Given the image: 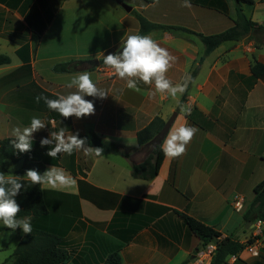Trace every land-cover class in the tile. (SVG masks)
I'll list each match as a JSON object with an SVG mask.
<instances>
[{"label": "crops", "instance_id": "obj_1", "mask_svg": "<svg viewBox=\"0 0 264 264\" xmlns=\"http://www.w3.org/2000/svg\"><path fill=\"white\" fill-rule=\"evenodd\" d=\"M123 1L152 22L193 31L158 29L147 34L177 58L166 73L173 86L198 69L183 101L184 93L175 98L153 95L154 83L141 81L140 91L128 89L126 80L100 62L139 32L138 18L125 10ZM223 1L226 13L202 5V0H190V8L182 6L183 0H0V54L10 57V63L0 65V140L15 138V129L29 127L33 117L41 119L46 127L33 134L32 150L23 154L29 160L44 157V171L56 167L75 180L63 191L42 186L49 214L37 221L64 234L61 248L69 255L64 264H99L115 251L122 264H210L212 255H199L206 247L182 214L216 227L223 236L254 239L256 221H247L245 213L254 187L264 179V74L254 78L251 66L264 64V29L224 41L205 54L197 33L222 32L237 17L236 1ZM262 5L240 4L248 18L264 26L258 17ZM88 59H98L99 65L79 63ZM77 61L73 71L53 70L57 63ZM85 71L109 92L105 99L85 96L95 105L94 115L65 119L43 100L36 102L39 94L57 99L77 91L67 85ZM181 106L190 107V114ZM174 111L178 115L170 130L181 125L198 129L186 154L165 157L152 179L134 177L132 164L149 154L138 144L137 132L156 116L166 121ZM61 128L66 136L95 131L131 148V156H85L78 151L53 159L47 152L54 144L41 146L40 140ZM5 164L13 170L6 175L22 177L16 170L23 159ZM236 195L245 200L240 211L234 207ZM12 232L14 251L24 233L19 227ZM259 250L258 255L247 250L232 254L228 264H264V236Z\"/></svg>", "mask_w": 264, "mask_h": 264}, {"label": "trees", "instance_id": "obj_2", "mask_svg": "<svg viewBox=\"0 0 264 264\" xmlns=\"http://www.w3.org/2000/svg\"><path fill=\"white\" fill-rule=\"evenodd\" d=\"M143 1L145 3H153L157 0ZM235 1L237 4V17L234 19L231 27L214 34L197 33L205 45V54H209L224 41L239 40L245 36H252L255 30L264 29V26L258 25L257 22L248 18L243 12V8L240 6L241 3L254 5L256 2H264V0ZM201 4L213 7L222 13L227 12V7L223 0H216V2L212 0L209 4H207V0H202ZM132 12L140 22V29L137 35H147L148 33L158 29H181L191 31L181 26H170L152 22L134 9ZM78 62L79 61L60 62L53 66V70L56 72L73 71V66ZM100 62L103 63V58L100 59ZM8 63H10V57L5 54H0V65ZM197 71V68L192 71L190 78L188 79V86L184 92L182 101L185 99ZM251 72L254 78L261 77L264 74V64L256 62L251 66ZM164 124L165 120H163L160 116L154 117L144 128L137 132L138 144L141 147L145 146ZM79 136L86 137L87 144L89 146L102 148L103 152L101 155L113 153L121 154L129 158L131 156V148L126 149L118 145L116 142L106 140L95 131H90L84 134L79 133ZM14 140L15 138L12 137L0 140V172L5 175L13 172L12 169L6 166V160L10 159L16 162L19 159H23V166L16 170L17 173L22 176L21 179H24L23 176L28 169H35L42 174L45 169V158L43 157L42 160H29V156L27 154L20 153L14 149ZM161 145L152 150L148 148V156L142 162L132 164V175L134 177L149 180L158 174L165 158V155L161 150ZM22 183H24V187L15 197L21 209L18 219L30 217L32 233L24 234L22 239L19 241L11 256L13 260L12 264H64L69 258L68 253L61 248L64 234L44 229L39 226V223H37L38 220H41L44 216L49 214V208L46 202L47 191L40 185L31 186L30 182L26 179H24ZM182 215L190 231L200 238L204 247L209 244L215 245L210 264H228L227 259L230 255H239L245 250L248 244L255 241V239L249 238L246 242H241L230 236H223L216 227L208 225L203 221L186 214ZM245 218L250 222H254L258 219H261L264 222V179L254 187V197L252 202L247 207ZM6 229L8 228L2 224L0 225V230ZM99 264H122L121 256L117 251H115L109 254L104 262Z\"/></svg>", "mask_w": 264, "mask_h": 264}, {"label": "clouds", "instance_id": "obj_3", "mask_svg": "<svg viewBox=\"0 0 264 264\" xmlns=\"http://www.w3.org/2000/svg\"><path fill=\"white\" fill-rule=\"evenodd\" d=\"M183 7H191L190 0H183ZM176 57L161 47L150 35H129L124 41L122 51L103 57V64L114 70V74L120 79L127 81V88L140 91L139 82L145 85L154 83L155 92L166 93L175 98L183 94L188 86V80L183 84L175 85L167 78L166 73L173 66ZM68 88L75 87L77 91L68 95H59L57 99H49L43 94L35 97L37 103L41 100L47 107L58 112L61 117L77 119L95 114V105L92 100L85 99V96L105 99L108 91L98 88L93 82L90 73L82 72L71 79ZM181 111L190 114V107L181 106ZM46 124L39 118L33 117L29 127L22 131L17 128L14 131L15 140L13 147L20 153L30 152L33 145V134L44 129ZM198 129L194 126L181 125L170 130L161 145L166 158H179L186 154L187 145L191 142ZM41 146L53 145L47 155L55 159L60 154L72 155L74 152L83 151L85 156L95 155L99 157L103 149L92 147L87 144L86 137H80L79 133L65 135L61 128L58 132H51L50 137L40 140ZM20 176L5 175L0 172V222L2 225L15 231L18 227L24 234L32 233L30 217L18 219L21 211L20 205L15 197L24 187V179L30 185L46 186L51 190L63 191L75 185V180L64 170L51 167L42 174L35 169H28L21 179Z\"/></svg>", "mask_w": 264, "mask_h": 264}, {"label": "water", "instance_id": "obj_4", "mask_svg": "<svg viewBox=\"0 0 264 264\" xmlns=\"http://www.w3.org/2000/svg\"><path fill=\"white\" fill-rule=\"evenodd\" d=\"M121 5L127 11L132 10V6H130L126 3L122 2ZM120 51H122V49H120L119 52ZM80 64L83 65L84 67H88V66L96 67L99 65V60L98 59H88L85 61H81ZM177 115H178V112L174 111L173 114L165 121V124L162 126V128L153 136L152 139L149 140V142L146 143V145H145L146 148H149L150 150H152L155 147L162 144V142L164 141L165 137L167 136L174 120L176 119Z\"/></svg>", "mask_w": 264, "mask_h": 264}, {"label": "built area", "instance_id": "obj_5", "mask_svg": "<svg viewBox=\"0 0 264 264\" xmlns=\"http://www.w3.org/2000/svg\"><path fill=\"white\" fill-rule=\"evenodd\" d=\"M244 197L240 195L235 196V201H234V207L240 211L244 207ZM262 224L263 221L261 219L256 220L255 222V234H254V239L255 241L251 244H248L245 248V250L249 251L252 255H258L260 250H259V240L261 236L263 235V229H262ZM215 249L214 244H209L206 246L204 251L200 252V256L202 257H209L212 255L213 250Z\"/></svg>", "mask_w": 264, "mask_h": 264}, {"label": "rangeland", "instance_id": "obj_6", "mask_svg": "<svg viewBox=\"0 0 264 264\" xmlns=\"http://www.w3.org/2000/svg\"><path fill=\"white\" fill-rule=\"evenodd\" d=\"M123 3H126V2L123 1ZM126 4H128V3H126ZM128 5H130V4H128ZM258 17L261 19H264V5H262L258 9ZM172 114H173V112H172ZM111 156L121 158L119 155H111ZM263 228H264V226H263ZM262 236H264V232H263ZM13 242H14V233L12 231L4 230V231L0 232V264H11L10 256H11L12 251H13L12 247H14V246H12L11 243H13ZM5 259H8L7 262L4 261Z\"/></svg>", "mask_w": 264, "mask_h": 264}]
</instances>
